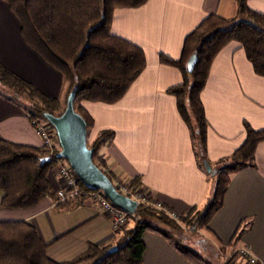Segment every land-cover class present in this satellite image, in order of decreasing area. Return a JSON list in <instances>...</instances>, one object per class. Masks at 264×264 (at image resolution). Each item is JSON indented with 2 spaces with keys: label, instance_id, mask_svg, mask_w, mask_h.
I'll return each instance as SVG.
<instances>
[{
  "label": "crops",
  "instance_id": "0c3cea01",
  "mask_svg": "<svg viewBox=\"0 0 264 264\" xmlns=\"http://www.w3.org/2000/svg\"><path fill=\"white\" fill-rule=\"evenodd\" d=\"M245 2L264 14V0ZM211 13L236 17V0H147L136 8H116L112 34L139 45L146 65L118 102H80L93 118L87 130L89 143L101 130L113 131L98 152L103 169L113 178L128 181L137 177L151 198L179 215L208 200L211 173L200 165L176 98L167 92L181 82V73L160 63L159 55L179 58L185 36ZM0 63L48 97L59 99L65 91L63 75L24 42L19 21L4 0H0ZM200 98L208 123L206 157L211 166L242 144L245 121L254 129L264 128V77L254 73L236 41H230L214 57ZM0 138L42 146L24 110L1 96ZM54 142L57 146L56 138ZM56 167L54 164L49 172L50 191L37 205L0 206V221H29L48 244V255L56 260L72 258L89 243H116L122 233L112 231L99 203L89 198H57L53 187ZM2 194L0 190V199ZM240 223L247 229L238 245L264 264V141L256 146L253 166L231 174L222 207L207 228L199 231L216 251L219 246L226 247ZM142 241V264H192L156 233L144 232ZM226 249L228 253L231 250Z\"/></svg>",
  "mask_w": 264,
  "mask_h": 264
},
{
  "label": "trees",
  "instance_id": "16d2710c",
  "mask_svg": "<svg viewBox=\"0 0 264 264\" xmlns=\"http://www.w3.org/2000/svg\"><path fill=\"white\" fill-rule=\"evenodd\" d=\"M4 1L19 21L24 42L63 75L65 103L68 93L75 89L74 109L86 121L87 130L93 125V118L80 102H118L146 65L144 50L112 34L110 27L116 8H136L147 0ZM236 3L234 18L215 13L204 17L185 36L179 58L159 55L160 63L176 67L181 73V82L170 86L167 92L176 98L178 113L190 130L193 147L204 170L205 164H211L206 157L208 123L200 93L214 57L230 41H236L254 73L264 77V14L249 8L245 0H236ZM193 53L197 59L189 72L186 63ZM0 94L23 101L24 111L31 122L46 120L43 112L59 115L64 109L60 108L58 98L44 95L1 63ZM244 133L242 144L230 156L211 166L216 170L211 175L215 180L213 192L202 208L191 206L175 220L162 210L139 206L129 218L130 226L121 231L116 243L107 246L89 243L68 260L51 258L48 244L42 242L37 229L29 221H0V264H142L145 250L142 234L146 231L162 236L192 264H239L235 262V257L241 255L238 242L247 229L242 223L226 247H218L213 259L188 245L185 233H199V230L206 229L210 219L222 207L231 174L253 166L256 146L264 141V128L254 129L245 121ZM112 136V130L103 129L90 143L87 141L93 150V161L111 181L113 176L103 169V161L99 164L95 159ZM58 151V142L53 152L48 153L42 146L0 138V190L3 193L0 206L15 209L37 205L50 191L49 172L58 161L55 158ZM73 175L78 187L88 189ZM128 181L140 184L137 177ZM113 245L118 246L117 251L105 256L106 249ZM227 247L231 249L229 253ZM241 258L242 264H248V256L241 255Z\"/></svg>",
  "mask_w": 264,
  "mask_h": 264
},
{
  "label": "water",
  "instance_id": "95a60500",
  "mask_svg": "<svg viewBox=\"0 0 264 264\" xmlns=\"http://www.w3.org/2000/svg\"><path fill=\"white\" fill-rule=\"evenodd\" d=\"M197 55L193 53L187 60L186 68L192 71ZM75 89H72L66 98L63 111L59 115L43 112V117L51 124L55 131L59 151L55 158L64 159L71 167L75 176L90 190H101L106 198L116 207L134 214L137 210L136 202L130 197L120 193L111 179L93 161V150L87 145V126L84 118L75 111ZM205 169L211 175L216 173L210 165L205 164ZM118 249L113 245L106 249L108 256Z\"/></svg>",
  "mask_w": 264,
  "mask_h": 264
},
{
  "label": "built area",
  "instance_id": "2783aa9c",
  "mask_svg": "<svg viewBox=\"0 0 264 264\" xmlns=\"http://www.w3.org/2000/svg\"><path fill=\"white\" fill-rule=\"evenodd\" d=\"M33 124L36 133L41 139L42 147L48 153H52L56 147V143L54 142L56 135L53 127L48 121L41 119H36ZM95 160L96 162H100V157L97 155ZM55 174L56 182L53 187L60 201L73 197L80 199L89 198L102 206L113 232L121 231L126 227L130 216L133 214L113 205L101 190L82 189L78 187L72 169L67 162H63L60 166H57ZM112 182L120 193L130 197L136 202L137 208L139 206H145L162 210L173 219L178 220L179 214L164 206L160 201L151 198L140 185H134L129 181H122V179L117 177L113 178ZM240 254L248 256V264H261L245 247L240 248Z\"/></svg>",
  "mask_w": 264,
  "mask_h": 264
},
{
  "label": "rangeland",
  "instance_id": "374dc122",
  "mask_svg": "<svg viewBox=\"0 0 264 264\" xmlns=\"http://www.w3.org/2000/svg\"><path fill=\"white\" fill-rule=\"evenodd\" d=\"M1 97H3V95L0 94ZM4 99L10 101L11 103L21 107L23 110H24V102L23 101H15L13 100V98L9 97V96H6V97H3ZM59 102H60V108H64L65 107V92H63V94L61 95V97H59ZM24 103V104H23ZM25 112V111H24ZM43 120V119H41ZM57 140V139H56ZM64 162V160H58L55 164H57V166H60L61 163ZM67 162V161H66ZM99 163V162H97ZM100 164V163H99ZM119 179H122V181H127L126 179H123L122 177L119 176ZM210 179H211V187H210V190H211V194L210 196L208 197V200L211 198L212 196V192H213V185H214V178L213 176H210ZM203 205L199 206L198 208H202ZM130 222V221H129ZM128 222V223H129ZM127 223V224H128ZM124 229V228H123ZM122 229V230H123ZM121 230V231H122ZM202 231V229L200 230ZM199 231L198 232H188L186 231V238H187V242H188V245H190L191 247H193L194 249H196L198 252H200L201 254H204V255H208L209 257H211L212 259L213 258H216V251L215 249L213 248V246L209 245L205 238L201 235V232ZM237 248H242L241 245H238ZM235 262L236 263H239V264H242V258H241V255H237L235 257Z\"/></svg>",
  "mask_w": 264,
  "mask_h": 264
}]
</instances>
